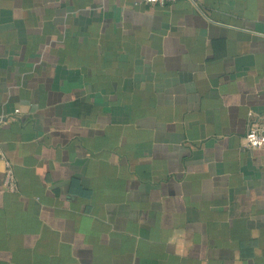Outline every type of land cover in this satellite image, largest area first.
<instances>
[{
	"label": "crops",
	"instance_id": "1",
	"mask_svg": "<svg viewBox=\"0 0 264 264\" xmlns=\"http://www.w3.org/2000/svg\"><path fill=\"white\" fill-rule=\"evenodd\" d=\"M264 0H0V264H264Z\"/></svg>",
	"mask_w": 264,
	"mask_h": 264
},
{
	"label": "built area",
	"instance_id": "2",
	"mask_svg": "<svg viewBox=\"0 0 264 264\" xmlns=\"http://www.w3.org/2000/svg\"><path fill=\"white\" fill-rule=\"evenodd\" d=\"M144 3L165 7L176 0H135ZM194 2V0H190ZM244 144L248 149L264 150V118L261 121H251L244 135ZM0 163L2 164V185L6 192H14L17 189L13 169L10 161L6 158L0 143Z\"/></svg>",
	"mask_w": 264,
	"mask_h": 264
}]
</instances>
